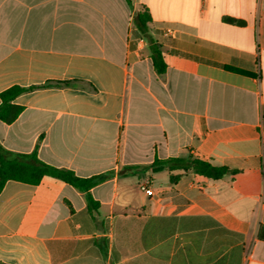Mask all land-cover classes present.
I'll list each match as a JSON object with an SVG mask.
<instances>
[{"label":"crops","instance_id":"crops-1","mask_svg":"<svg viewBox=\"0 0 264 264\" xmlns=\"http://www.w3.org/2000/svg\"><path fill=\"white\" fill-rule=\"evenodd\" d=\"M130 1L0 0V95L48 85L15 100L1 146L111 175L97 212L61 180L8 181L0 264H264V0ZM189 156L237 173L150 168Z\"/></svg>","mask_w":264,"mask_h":264},{"label":"trees","instance_id":"trees-1","mask_svg":"<svg viewBox=\"0 0 264 264\" xmlns=\"http://www.w3.org/2000/svg\"><path fill=\"white\" fill-rule=\"evenodd\" d=\"M131 5L130 0H126ZM151 17L147 11L139 12L134 17L138 33L148 42L155 70L158 74H164L166 65L160 50L153 37L150 35L149 22ZM242 73V72H240ZM245 74V73H243ZM20 87L13 86L0 95V122L11 124L22 113L23 108L14 102L22 94L47 87ZM154 173L168 171L170 173L180 171L204 176L209 179L219 180L226 174H236L237 171L226 167H216L210 162L193 158H170L166 160L156 159L150 167ZM44 177H52L73 186L83 192L87 199L88 209L97 212L100 204L94 200L91 190L111 178L110 174L98 175L90 178H80L73 171L60 169L42 162L37 155V150L31 154H13L6 151L0 144V193L8 181H17L29 185H38ZM182 175L170 176L171 184L175 185L181 180Z\"/></svg>","mask_w":264,"mask_h":264},{"label":"built area","instance_id":"built-area-1","mask_svg":"<svg viewBox=\"0 0 264 264\" xmlns=\"http://www.w3.org/2000/svg\"><path fill=\"white\" fill-rule=\"evenodd\" d=\"M143 41L144 40L141 39V42H143ZM148 186H149L148 182H145V183L141 184V190L144 191L145 193H147L148 195H152L153 192Z\"/></svg>","mask_w":264,"mask_h":264}]
</instances>
